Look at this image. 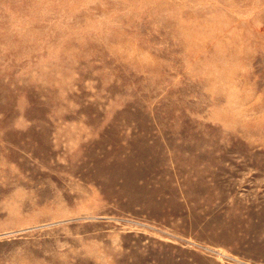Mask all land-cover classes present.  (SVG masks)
Segmentation results:
<instances>
[{"label": "rangeland", "instance_id": "rangeland-1", "mask_svg": "<svg viewBox=\"0 0 264 264\" xmlns=\"http://www.w3.org/2000/svg\"><path fill=\"white\" fill-rule=\"evenodd\" d=\"M0 264H264V0H0Z\"/></svg>", "mask_w": 264, "mask_h": 264}]
</instances>
